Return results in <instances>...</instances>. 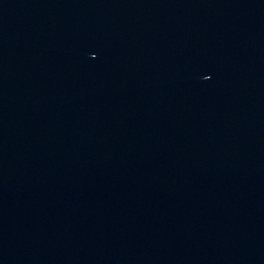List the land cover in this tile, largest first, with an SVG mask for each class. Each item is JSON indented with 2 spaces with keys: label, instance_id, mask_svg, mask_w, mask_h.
Here are the masks:
<instances>
[{
  "label": "water",
  "instance_id": "water-1",
  "mask_svg": "<svg viewBox=\"0 0 264 264\" xmlns=\"http://www.w3.org/2000/svg\"><path fill=\"white\" fill-rule=\"evenodd\" d=\"M0 264H264V0H0Z\"/></svg>",
  "mask_w": 264,
  "mask_h": 264
}]
</instances>
